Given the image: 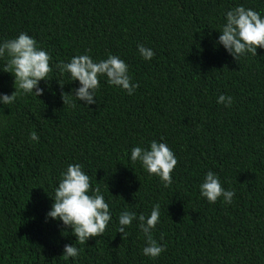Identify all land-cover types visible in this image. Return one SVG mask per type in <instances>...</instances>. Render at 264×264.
Returning a JSON list of instances; mask_svg holds the SVG:
<instances>
[{
	"label": "trees",
	"instance_id": "obj_1",
	"mask_svg": "<svg viewBox=\"0 0 264 264\" xmlns=\"http://www.w3.org/2000/svg\"><path fill=\"white\" fill-rule=\"evenodd\" d=\"M237 6L264 18V0H0V44L26 33L53 67L43 95L0 103V264H264V48L236 60L218 43ZM109 54L128 65L134 93L101 76L96 104L64 105L61 93L80 84L56 65ZM6 64L0 58V95L16 91ZM153 140L178 161L168 187L131 160ZM69 164L82 166L112 216L84 244L47 216ZM209 171L234 190L232 203L201 196ZM156 204L152 235L165 251L153 259L138 221L123 239L118 228L122 211L147 218ZM70 244L81 250L75 260L63 256Z\"/></svg>",
	"mask_w": 264,
	"mask_h": 264
},
{
	"label": "clouds",
	"instance_id": "obj_2",
	"mask_svg": "<svg viewBox=\"0 0 264 264\" xmlns=\"http://www.w3.org/2000/svg\"><path fill=\"white\" fill-rule=\"evenodd\" d=\"M220 33L218 43L236 60L242 56L246 57L249 53L256 56L257 49L264 48V18L252 9L237 6L229 10ZM137 48L146 61L155 55L151 48L143 45H138ZM5 57L7 64L4 71L14 75L16 91L11 95H0V103L12 104L20 94H34L36 97L43 95L44 89L38 85L42 80H49L53 72L52 57L37 47V41L21 32L18 37L0 44V58ZM56 67L61 73H70L72 81H79L80 87L73 90L74 95L61 93L64 105L68 104L73 108L76 107L77 101H83L85 105L96 104V92L101 87V76H106L108 84L121 87L129 95H132L139 86L132 83L125 61L111 54L99 62H94L89 55L74 56L70 62H60ZM59 84L63 87L61 83ZM71 96L75 97V101L70 99ZM232 102V97L224 94L217 100V103H222L226 107H230ZM29 139L38 142L39 136L32 132ZM131 160L133 162L139 160L147 173L159 177L165 187L172 184V173L178 161L166 143L153 140L149 149L134 147L131 150ZM200 194L211 204L216 203L221 197L225 203L230 204L235 192L225 190L218 175L209 171L200 185ZM53 200L47 216L70 227L79 244L104 234L112 219L109 205L100 194V189H93L90 177L82 170L80 164L68 165L66 171L62 173ZM134 220L138 221V227L145 236L146 246L142 250L143 254L153 259L159 257L165 251V247L153 238L152 230L160 220V205L156 204L147 218L143 214L137 216L134 212L122 211L119 215L118 228L122 239L128 235L126 228L130 227ZM80 251L75 244L65 245L63 256L75 260L79 257Z\"/></svg>",
	"mask_w": 264,
	"mask_h": 264
}]
</instances>
